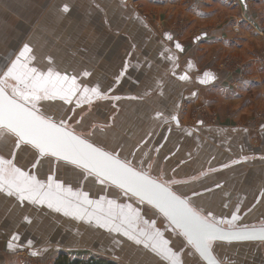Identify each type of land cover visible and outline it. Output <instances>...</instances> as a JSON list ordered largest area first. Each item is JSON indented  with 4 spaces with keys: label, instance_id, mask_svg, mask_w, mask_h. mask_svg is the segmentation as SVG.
<instances>
[{
    "label": "crops",
    "instance_id": "0c3cea01",
    "mask_svg": "<svg viewBox=\"0 0 264 264\" xmlns=\"http://www.w3.org/2000/svg\"><path fill=\"white\" fill-rule=\"evenodd\" d=\"M25 45L31 49L25 53L28 68L76 86L74 95H57L50 105H73L71 116L86 107L87 120L116 107L102 124L87 123L86 132L94 130V139L85 138L165 183L175 182L177 175L198 176L203 182L217 176L216 187L191 194H210L201 199L205 201L217 195V207L206 205L217 208V217L209 218L231 226L264 225V0H0V79L22 88L6 73ZM207 110L215 114L216 124L206 121ZM81 120L79 116L76 122ZM16 145L3 138L0 157L46 185H62V203L38 199L42 213L59 225L53 232L56 239L73 218L86 224L90 214L106 212L97 210L91 199L85 204L69 178L59 182L56 169L64 163L36 153L28 165L31 150ZM69 166L73 176L82 171ZM45 167L52 168L51 180L36 173ZM82 172L106 190L112 188ZM8 191L6 186L0 190V264L21 263L15 257L24 252L46 261L49 252L33 251L38 241L28 246L29 238L23 236L29 231L31 203H10L18 194ZM14 208L23 210L16 224L19 210ZM121 210L112 228L118 234L127 230L143 253L140 263L204 264L164 219L159 229V216L146 219ZM63 213L67 219L58 221ZM101 224H110L109 217ZM118 225L119 231L114 229ZM13 232L21 239L13 240ZM142 233L155 235L160 247ZM219 246L217 256L224 264H264V242ZM161 247L170 250V258L161 254Z\"/></svg>",
    "mask_w": 264,
    "mask_h": 264
},
{
    "label": "snow or ice",
    "instance_id": "6c2138e0",
    "mask_svg": "<svg viewBox=\"0 0 264 264\" xmlns=\"http://www.w3.org/2000/svg\"><path fill=\"white\" fill-rule=\"evenodd\" d=\"M63 10L69 11L68 6L65 5ZM28 52H31V49L25 45L6 73L8 78L15 79L23 86V89H13L14 95L20 99L8 97L4 88L0 87V141H3L6 135H13L18 138L16 147H19L20 143L30 144L38 149L41 155L50 154L72 164L80 165L98 176L118 183L121 187L142 198L149 199L150 202L154 201L177 226L184 228L185 234L201 254L210 259L211 264H216L211 256V243L218 238L213 224L198 216L184 201L166 188L156 184L147 176L135 172L107 152L95 148L92 144L67 131L63 122L56 124L38 114L35 101L51 100L57 95H60L62 99H67L75 94L76 86L74 83L66 86L65 83H61L58 75L54 79L51 72L44 76L37 74L34 68H28L25 63L29 59L25 56V53ZM68 102L71 101L68 100ZM35 166L34 164L33 167ZM49 180H51L50 177ZM5 186L9 190V195L14 191L22 200L55 199L58 203H62L64 200L59 191L62 185L51 182L46 185L37 180L34 175L22 171L12 160L0 157V190H3ZM83 199L85 204L92 203L88 200L86 193L83 194ZM49 206H52L51 203ZM77 207L78 210H81L79 206ZM81 211L86 213L87 209ZM110 215L115 219L118 214L110 213ZM121 222L126 223V217ZM116 230L119 231V226L116 227ZM260 231L264 232V228ZM142 235L154 247H160L155 235L149 233H142ZM219 238L223 239V237ZM234 238L242 237L235 236ZM261 238L264 239V237ZM15 239L17 237H13V240ZM136 242L140 243L139 240ZM9 247H12L11 243ZM169 251L168 248L161 247V254L165 258H170Z\"/></svg>",
    "mask_w": 264,
    "mask_h": 264
},
{
    "label": "rangeland",
    "instance_id": "374dc122",
    "mask_svg": "<svg viewBox=\"0 0 264 264\" xmlns=\"http://www.w3.org/2000/svg\"><path fill=\"white\" fill-rule=\"evenodd\" d=\"M37 8L39 9L38 5H37ZM41 11L42 10L39 9V13ZM12 17L13 19H16L15 14L13 13H12ZM45 66L49 68H54L52 63H47L45 64ZM45 66L44 65L41 66L40 69L43 70ZM15 88L23 89L22 87H15ZM13 89L14 88L10 89V92H12V94H14ZM52 101L53 100L49 102H45L44 100L35 101L37 102L36 108L38 109L41 115L57 123L63 122L71 130L76 131L78 129L83 133L80 135H83L92 140L94 139L92 137L94 130L91 131V128H89V131L86 132L87 127H88V125L86 124L95 121L93 122L95 123V125H100L103 123L102 121L103 118L108 116V114L112 115L117 112L116 107L115 108L113 107L105 111L106 116L104 114L102 115L100 114L98 117H95L97 119H94V117H89L87 120L86 118L88 117V115L87 116L84 115L85 114L84 110H86V107L81 108V109H75L74 112L78 110H81V111H78L76 113L78 114L77 116H75L74 114L71 116L73 108H74L73 105H69V107L67 108L64 107L63 105L57 106L55 103L50 105ZM54 105H56V107ZM79 105H78V108H79ZM214 115H215L214 113H211L208 110L205 112L206 121H208L209 125L216 124V122L213 121V119H215L216 121V118H214L215 117ZM79 116H80V120L82 119L81 121L83 122V123L80 122L81 124L76 122ZM78 124H79V127H78ZM81 125H84L85 127H81ZM83 128L86 130H84ZM78 130L76 131L77 133H78ZM4 140L9 143L16 142V139L12 135L4 136ZM99 141H101V139H99ZM27 149L29 151L31 150L29 152L30 155H29V161H28V165H31L35 160L36 152L31 148L27 147ZM128 163L133 165L132 162H128ZM45 164L51 165V163L47 161L45 162ZM41 165H44V162H41ZM58 166L59 167L56 169L57 170L56 172L58 173L59 182L63 181L64 179L69 178L68 180H71L73 182L77 190L80 189L82 191V194L86 193L88 200L91 199L95 203V207L97 208V210L103 208L104 210H106V212L100 213L101 220L88 218V223L85 222L87 225L73 218L71 222H67V225L63 227L61 235L58 237V239H56L54 237V233L59 230L58 228L59 225L56 224V219L50 217L49 213L47 212L42 213V211H44V209H41V206L43 204H41L38 200H35V201L26 200L27 202L31 203V208H30L31 217H30L29 225H27L28 226L27 230L29 231H25V234L23 236L25 237L28 236L29 238V241L26 240L27 245L29 244L32 246L34 244L33 243L34 240L38 241L36 242V245L38 246L35 248H32L33 251H36V250L39 251L41 249V252H39V254H41L42 251L49 252V254L46 253L48 254V259H46L45 261L43 260V256L34 257V256L27 255L24 251L29 250V248L27 249L26 247L22 255L20 256L18 255L19 257L18 256L15 257V260L19 259V261H21V263H18V264H55L57 259L61 257V255L67 256L71 260L79 259V260L88 261L90 259H96V260L111 261L116 264H142L140 263V259H139L140 257H143V253L140 252L141 249H139L136 246V243L134 242L133 239H131L132 238L131 236H127L125 233L120 234L119 232L118 234L114 232L111 224L117 220V217L113 219V216L110 215V213L116 214L118 211H120L121 208H124V210H121L122 212L126 211L130 214L138 213L140 215H143L147 219V217L158 216L156 212H154L152 209L146 206L140 207V205H137L138 208L136 209L135 207L136 201L133 200L134 201L133 202L132 199H130L129 197H122L121 194L115 189L108 188L106 190L99 183H97L94 179H92L90 176L88 175L87 177L84 176L85 173H83L82 171L81 172L79 171L77 174L73 176L70 171V166L67 164H61ZM36 173L37 175H39L41 179L46 178V180H48V178L52 175V168L45 167L44 169L41 170V172H40V169H37ZM191 177H180L178 175L174 176V178L173 177L172 178L176 181L171 182L170 186L173 188L175 192L177 191L176 193H178L179 195L181 196L187 195L188 197H190L189 200L192 203L194 202L193 204L195 205V207H197L199 204V207H197V210L199 213L201 214L205 213L206 214L205 217L207 218L210 217V218L216 219L217 208L209 209L207 208L206 205H209L213 208L217 207V200L214 201V198L215 197L217 198V195H215L212 200L205 201L201 199H203L204 197H207L210 194H204L205 196H203V193L195 194L194 196H192L191 194L197 193L200 191L203 192L207 189H212L213 187H216L217 186L216 184L217 176H210L206 179L205 182L197 181V179L200 178L198 176L196 177L194 176L192 178ZM65 183L68 184L67 182ZM216 192L217 191L212 192L211 194H215ZM20 199H21L20 196L15 194L14 197H12V201L10 203L14 202L15 204L16 203L20 204L21 203ZM108 202H110V204H108ZM14 209H17V208H14ZM22 214H23V210H19L18 214H14L15 224L18 218ZM59 217L60 218L57 219L58 221L60 220L64 221V219H67L64 213L60 214ZM104 217H109L110 224H107V225L101 224L102 218ZM158 219H159L158 228L163 229V226H165V221L160 217ZM83 220L85 221L86 218H83ZM239 225H232V226L235 227ZM64 229L66 230L64 231ZM68 233H71V234H68ZM12 235L13 237H15L14 232ZM45 237H47L46 240L43 239ZM17 239H21V238L17 237ZM219 249H221L220 246L215 247L216 254H217V251H219ZM228 250H231V249H227V252H229ZM142 262L143 264H154L155 263V262H151V260L149 261L142 260Z\"/></svg>",
    "mask_w": 264,
    "mask_h": 264
},
{
    "label": "water",
    "instance_id": "95a60500",
    "mask_svg": "<svg viewBox=\"0 0 264 264\" xmlns=\"http://www.w3.org/2000/svg\"><path fill=\"white\" fill-rule=\"evenodd\" d=\"M3 80H4L3 78L0 80V87L4 88V91H5L6 95L8 97H12V98H15V99L19 100L20 98L18 96L13 95L10 92L9 86H7V84ZM38 114L41 115L39 111H38ZM41 116H43V115H41ZM44 118L48 119V120H51V119L46 118V117H44ZM51 121L53 123L60 124L59 122L57 123V122H55L53 120H51ZM174 122H175V124L179 123L177 118H174ZM63 126H64V128L67 131H70L73 135L79 137L82 140H85L87 143L92 144L95 148H98L101 151L107 152L109 155H111L115 159H118L121 163H123V164L127 165L128 167L132 168L135 172L140 173L141 175L147 176L150 180L154 181L156 184L161 185L163 188H166L173 195H175L176 197H179L180 200L184 201L188 205V207L191 208L193 210V212H195L198 216H200L201 218L207 220L208 223L213 224L215 226V228H216V236L218 238L213 240L212 243H211V256L216 261V264H224L219 259V257L217 256V254L215 252V247L217 245H220V244L230 245V244H244V243H261V242L263 243L264 242V239L261 238V237H264V232L260 231V229L264 228V225L250 226V227H247V226H235V227H233V226L225 225V224L217 222V221H213V220L203 216L201 213H199L198 210L191 204L190 200L188 198L182 197L181 195L176 193L173 190V188L170 186L169 183H165V182H163V181H161V180L149 175L147 172L134 167L133 165H131L127 161L121 159L117 154H114V153H111L109 151H106L105 149L101 148L100 146L95 145L94 143L89 141L84 136L78 134L74 130H71L69 127L66 126V124L63 123ZM15 138L18 140L17 137H15ZM20 144L32 147L33 149H35L38 152V154H39V156L41 158H44V157L53 158L56 161H59V162H62L64 164H68V165L74 166V167L86 172L87 174L91 175L92 177H94L95 179L99 180L100 182H101V180H103L104 184L109 185L112 188H115L116 190H118L122 194H124L126 197H129L130 199L136 201L139 205L146 206V207L152 209L154 212H156V214L159 217H161L162 219H164L167 222L168 226L171 228V230L175 234L179 235L181 237V239H183V241L186 244V246L188 248L192 249L197 254L199 260H201L204 264H211V260L206 258L205 256H203L201 254V252L195 247V245L190 241L189 237L185 234L184 228L177 226V224L165 212L160 210V208L156 205V203L154 201L150 202L149 199L142 198L141 196L135 194L134 192L128 191L126 188L121 187L118 183H114L112 180H110V179H108L106 177L98 176L94 172H90L89 170L81 167L80 165L72 164V163H70L68 161H64V160L60 159L59 157L51 156L50 154L41 155L39 150L36 149L35 147H33L32 145L26 144V143H20ZM90 215L92 216V217H90L92 219H100V217H98L97 214H95V213L90 214ZM104 222H106V221H104ZM116 227L117 226L114 227L115 230H116ZM127 227H129V226L127 225ZM126 231L127 230H124L125 234L129 235L128 232H126ZM235 236H240L242 238L236 239V238H234ZM219 237H223V239H221Z\"/></svg>",
    "mask_w": 264,
    "mask_h": 264
},
{
    "label": "trees",
    "instance_id": "16d2710c",
    "mask_svg": "<svg viewBox=\"0 0 264 264\" xmlns=\"http://www.w3.org/2000/svg\"><path fill=\"white\" fill-rule=\"evenodd\" d=\"M55 264H116L111 261H104V260H96V259H90L88 261L85 260H71L67 256L59 257Z\"/></svg>",
    "mask_w": 264,
    "mask_h": 264
},
{
    "label": "flooded vegetation",
    "instance_id": "af4514ba",
    "mask_svg": "<svg viewBox=\"0 0 264 264\" xmlns=\"http://www.w3.org/2000/svg\"><path fill=\"white\" fill-rule=\"evenodd\" d=\"M1 80V79H0ZM6 84H7V86H9V88L10 89H12V88H15L16 86H13V85H9V83L7 82V81H5V80H3ZM18 87V86H17ZM12 93V92H11ZM14 95V94H13ZM14 137V136H13ZM15 138V137H14ZM16 139V138H15ZM16 142L18 143V140L16 139ZM19 147H21V148H23V147H28V148H31V149H33L32 147H29V146H26V145H23V144H20V146ZM37 154H38V152L35 150V149H33ZM16 152V151H15Z\"/></svg>",
    "mask_w": 264,
    "mask_h": 264
},
{
    "label": "built area",
    "instance_id": "2783aa9c",
    "mask_svg": "<svg viewBox=\"0 0 264 264\" xmlns=\"http://www.w3.org/2000/svg\"><path fill=\"white\" fill-rule=\"evenodd\" d=\"M214 118H215V117H214ZM213 121L216 122L215 119H213Z\"/></svg>",
    "mask_w": 264,
    "mask_h": 264
}]
</instances>
